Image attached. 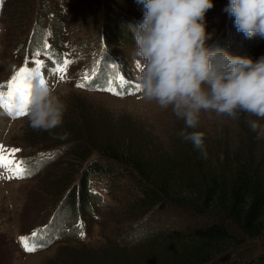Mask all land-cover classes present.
Instances as JSON below:
<instances>
[{
	"label": "rangeland",
	"instance_id": "obj_1",
	"mask_svg": "<svg viewBox=\"0 0 264 264\" xmlns=\"http://www.w3.org/2000/svg\"><path fill=\"white\" fill-rule=\"evenodd\" d=\"M125 1L123 0L120 5L116 2L120 8L113 14L118 19L109 25L110 27L114 25V28L120 31L129 28L128 18L132 19L136 13L134 7L129 9L123 5ZM89 2L90 0H66L63 4L65 6L63 16L68 19L70 14H73L75 22L85 18L94 20L93 5ZM52 4L53 2L50 5ZM218 4L214 3V7L205 14V31L211 37L206 41V46L213 49L221 48L232 56L242 57L243 51L236 53L239 49L238 42L248 44L250 40L237 31L235 18L224 12L225 7ZM34 8V5L28 4V0L3 2L0 16V82L10 76L12 68L20 61L16 59L17 55H14L15 46L19 42H24V37L28 35V27L34 20ZM50 9L49 12L54 11L52 7ZM99 15L101 19L97 26L101 27L105 24L102 8ZM67 19L64 25L72 32L76 24L73 20L67 22ZM107 29L108 38L111 40L108 26ZM78 34L74 32L71 39L75 40ZM107 43L125 60L139 59L130 41H122L118 46L111 45V41ZM249 53V58L254 62L264 57V38H261L259 44H256L254 50ZM52 91L66 106L62 125L51 131L35 130L30 126L28 115L11 120L3 108H0V145L19 147L23 156L31 155L32 152L36 154L39 152L37 150L45 149L43 146L51 145L68 134L67 130L74 127L72 123L76 116L79 112L85 111L89 114L86 115L88 117L96 114L99 119H104L103 125H107V131L123 141L136 142V145L143 141L153 146L150 142L153 139L154 144L160 147L162 154L166 156L184 154L189 141L179 135L181 131L185 134L203 133V145L210 150L208 152L210 162L213 153L222 146L225 139L231 141L227 143V147H223L229 155L241 149L248 151L250 148L253 154L264 149V118L241 114L238 119H232L226 115L218 116L214 112L202 111L197 126L187 128L184 121L178 119L171 108L161 109L155 102H148L142 98L119 100L103 93L75 90L62 83L55 86ZM249 121H255L260 126L257 131L250 128ZM236 138L240 139L239 143L234 142ZM53 164L44 167V171L31 180L0 179L3 186V188L0 186V264H100L122 258L124 254L118 248L132 250L133 247L130 245L138 246L136 240L145 235L179 231L187 225L206 223L196 214L165 204L131 218L132 214L129 211L133 208L135 200L141 199V195L135 192L127 174L118 170L117 176L111 175L112 193L107 194L101 190L106 198L104 202L109 206L106 211L100 213L97 221L89 223L91 235L88 240L59 241L47 250L28 254L20 241L16 240V236L29 233L34 226L45 224L47 216L52 211L55 210L56 215H63L69 207L70 201L68 199L62 201V195L64 191L71 194L74 178L65 177L64 172L57 170L61 166ZM118 168L111 167L112 170ZM72 209L74 206L70 207V211ZM109 209L112 210L110 213L107 212ZM112 228L120 237L114 236ZM37 242L39 243L38 240ZM262 244L263 242H257L248 245L249 247L244 248L246 252L244 257L246 258L248 253L255 258L260 256Z\"/></svg>",
	"mask_w": 264,
	"mask_h": 264
},
{
	"label": "trees",
	"instance_id": "obj_2",
	"mask_svg": "<svg viewBox=\"0 0 264 264\" xmlns=\"http://www.w3.org/2000/svg\"><path fill=\"white\" fill-rule=\"evenodd\" d=\"M122 1L90 0L95 19L85 18L75 22V16L70 14L67 22L73 20L76 26L68 35L69 30L66 31L64 25L65 11L62 12L66 0H28V4L35 7L29 40L39 45L43 25L48 23L47 27L55 30L52 48L61 46L77 32L79 34L72 47L86 53V58H89L87 51L103 41L105 31L108 36L107 26L110 28L111 45L118 46L126 40L133 42L132 28L135 25L131 18H128L129 28L123 31L114 28V25L109 26L117 21L113 12L120 8L118 4ZM212 3L227 7L229 0L226 3L225 0H212ZM123 5L129 9L143 7L136 0H126ZM50 7L54 11L49 12ZM100 7L105 24L98 27ZM61 36L66 40L62 41ZM260 39L257 36L249 39L248 44L238 42L236 53L243 51L242 57L246 58ZM27 40L28 35L24 37V42L16 44L14 55L20 56L25 52ZM86 115L89 114L85 111L79 112L72 123L73 129L67 130L68 134L51 145L42 144L45 149L37 150L49 152L51 157L38 160L33 165L34 170L42 172L44 167L54 163L61 166L57 170L64 172L65 177L74 178L71 194L64 191L62 195V201H70L69 207L63 215H56L44 237L51 236L62 221L70 222L76 215L88 213L90 203L98 199L91 191L88 192L89 177L106 176L112 179L111 175L117 176L118 170H121L127 174L135 192L141 195L129 211L131 218L165 204L196 214L206 223L187 225L179 231L145 235L136 240L138 246L130 245L134 248L132 250L117 247L124 254L122 258L100 264H264V149L254 154L250 148L248 151L241 149L229 155L223 147L231 141L225 139L210 162V150L204 145L203 150L196 149L189 141L186 150L190 153L184 150L183 155L166 156L153 139L150 141L153 146L143 141L139 145L123 141L107 131L104 119H99L96 114ZM234 142L239 143L240 139L236 138ZM113 166L119 168L112 170ZM72 206L74 209L70 211ZM257 242H263L261 255L255 258L248 253L245 258L244 248Z\"/></svg>",
	"mask_w": 264,
	"mask_h": 264
},
{
	"label": "clouds",
	"instance_id": "obj_3",
	"mask_svg": "<svg viewBox=\"0 0 264 264\" xmlns=\"http://www.w3.org/2000/svg\"><path fill=\"white\" fill-rule=\"evenodd\" d=\"M136 3L144 9L142 21L132 28L139 58L136 81L143 100L171 108L187 128L197 126L202 111L232 119L241 114L264 118V57L254 62L206 46L211 37L204 18L214 7L212 0ZM223 11L235 18L237 31L246 38H264V0H229ZM30 89V126L43 131L60 127L66 106L39 76L30 81ZM249 126L253 131L260 127L255 121ZM179 135L203 150V133Z\"/></svg>",
	"mask_w": 264,
	"mask_h": 264
},
{
	"label": "snow or ice",
	"instance_id": "obj_4",
	"mask_svg": "<svg viewBox=\"0 0 264 264\" xmlns=\"http://www.w3.org/2000/svg\"><path fill=\"white\" fill-rule=\"evenodd\" d=\"M32 56L37 59H33L31 63L35 66L29 68V59H25L24 66L16 71L11 79L7 82V91L0 90V108H3L9 116L20 117L28 114V97L30 94V81L39 76L42 82L46 83L45 77L42 75L41 70L46 68L44 60L38 59L43 56L48 58L50 56L49 46L47 43L44 44L42 50H36L32 53ZM73 61L64 59L62 62L57 60L55 62L54 73L58 75L61 81L65 80L66 73L70 64ZM97 73L94 70L92 73H85L82 82L76 84L77 88L85 90H103L111 93L117 97H123L126 92L127 81L126 78L116 74L115 81L108 80L107 86L103 89L96 87L94 80ZM48 85V84H47ZM2 87V86H0ZM136 91H140L137 85H135ZM132 94V92H128ZM19 149H5L3 145H0V179H25L30 177L33 172L31 169L25 167V161H17L15 159L16 153ZM82 227V226H78ZM42 234V230H34L31 237H20V244L26 252L32 253L37 251L39 248L45 247V244L37 242V238ZM81 238L84 234L81 231Z\"/></svg>",
	"mask_w": 264,
	"mask_h": 264
},
{
	"label": "bare ground",
	"instance_id": "obj_5",
	"mask_svg": "<svg viewBox=\"0 0 264 264\" xmlns=\"http://www.w3.org/2000/svg\"><path fill=\"white\" fill-rule=\"evenodd\" d=\"M139 99H141V98H139ZM1 119V118H0ZM0 186L3 188V186L1 185V183H0Z\"/></svg>",
	"mask_w": 264,
	"mask_h": 264
}]
</instances>
